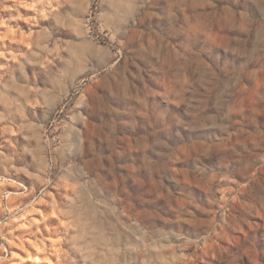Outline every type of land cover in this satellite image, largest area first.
<instances>
[{"label":"rangeland","instance_id":"374dc122","mask_svg":"<svg viewBox=\"0 0 264 264\" xmlns=\"http://www.w3.org/2000/svg\"><path fill=\"white\" fill-rule=\"evenodd\" d=\"M0 264H264V0H0Z\"/></svg>","mask_w":264,"mask_h":264},{"label":"bare ground","instance_id":"6f19581e","mask_svg":"<svg viewBox=\"0 0 264 264\" xmlns=\"http://www.w3.org/2000/svg\"><path fill=\"white\" fill-rule=\"evenodd\" d=\"M75 65L76 66L80 65V60H76Z\"/></svg>","mask_w":264,"mask_h":264}]
</instances>
